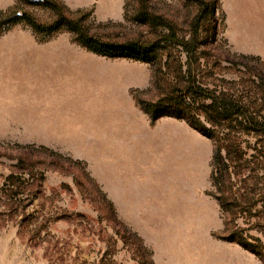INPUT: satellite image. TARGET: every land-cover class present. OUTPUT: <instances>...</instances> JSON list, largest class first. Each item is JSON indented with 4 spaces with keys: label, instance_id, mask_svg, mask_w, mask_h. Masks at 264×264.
Instances as JSON below:
<instances>
[{
    "label": "crops",
    "instance_id": "0c3cea01",
    "mask_svg": "<svg viewBox=\"0 0 264 264\" xmlns=\"http://www.w3.org/2000/svg\"><path fill=\"white\" fill-rule=\"evenodd\" d=\"M12 1L0 0V8ZM61 1L71 10L92 6L123 17L125 0ZM220 8L229 47L264 63V0H220ZM35 42L32 33L29 46L0 47V126L54 151L85 148L87 160L101 152L103 188L118 215L155 249V264H198L215 210L198 187L203 159L189 132L175 131L168 117L150 124L126 97L124 81L110 83L85 66L100 56Z\"/></svg>",
    "mask_w": 264,
    "mask_h": 264
},
{
    "label": "rangeland",
    "instance_id": "374dc122",
    "mask_svg": "<svg viewBox=\"0 0 264 264\" xmlns=\"http://www.w3.org/2000/svg\"><path fill=\"white\" fill-rule=\"evenodd\" d=\"M30 1L14 7L13 0L0 10L27 12L39 21H48L50 11L34 4L35 0ZM151 1L156 13L166 16L177 25L178 35H187L188 23L195 11L193 5L185 6L183 0ZM116 6L113 9L116 10ZM81 9H92L90 22L93 30L113 41H142L156 38L165 32L161 28L148 31L145 27L116 15L108 18L100 14L101 9L95 11L92 6ZM215 17V47H202L201 51L208 49L220 58H209L211 60L208 66V62L203 59L201 75L208 83L222 86L226 84L222 79L238 80L240 72L237 71L241 68L237 64L239 59L233 55L241 53L233 51L224 37V13L220 7L216 9ZM98 23L108 25L97 27ZM1 27L7 28L8 23L1 22ZM31 36L30 27L22 23L15 24L0 35V47L29 46ZM35 43L40 47L81 48L70 40V35L66 32L58 33L48 42ZM170 51L178 54L174 47ZM180 55L184 57L183 53ZM250 64L260 66L255 61H250ZM85 66L94 71V76L101 75L110 83L115 79L124 81L126 97H132L131 91L150 89L141 96L145 99L155 98V91L150 87L152 72L148 63L125 56H100L93 61H86ZM249 82L245 84L252 93L256 88L250 87ZM240 87L241 85H235L236 89ZM261 94L264 97V93ZM168 118L173 119L171 121L175 131L183 128L184 136L189 132L190 144L199 147L197 154L200 150L203 166L198 187L205 195L206 207L215 210L211 221V228L215 229H207L201 237L203 247L198 249L196 255L198 264H262L259 257L238 243L219 238L223 228L220 209L215 199L208 194L212 190L208 175L211 140L185 121ZM179 131L178 135L181 133ZM7 132L5 127L0 126V264H147L143 249L151 253V260L155 264V249L148 246L133 230L132 225L118 215L116 205L103 188L101 152H98L96 160L95 157L87 160L88 152L85 148L55 151L63 156L58 158L45 150H53L51 147L30 142L28 137L9 135ZM248 140L251 144V138L246 139ZM236 223L244 229L246 235L258 237L264 245V208L252 219L237 217ZM255 223L263 226L262 233L256 230Z\"/></svg>",
    "mask_w": 264,
    "mask_h": 264
},
{
    "label": "trees",
    "instance_id": "16d2710c",
    "mask_svg": "<svg viewBox=\"0 0 264 264\" xmlns=\"http://www.w3.org/2000/svg\"><path fill=\"white\" fill-rule=\"evenodd\" d=\"M29 2L15 0L14 7ZM34 4L50 11L48 21H39L27 12L0 10V35L10 26L22 23L30 27L37 42L48 41L58 33L66 32L72 42L95 55L106 58L125 56L150 65V87L155 91V98H143L141 94L150 90L145 89L131 91L133 100L147 115L150 124L161 117H172L185 121L211 140L209 181L212 190L208 194L220 209L223 228L219 238L238 243L264 264V245L258 237L246 235L236 223L237 217L249 220L264 208V97L261 94L264 93V63L257 56L233 55L239 59V78L222 79L227 84L222 86L208 83L201 75L203 59L208 66L209 58H220L208 49L201 51L202 47H215V11L220 7V0H183V5L195 7L187 35H178L177 25L156 13L151 0H125V21L143 26L148 31L161 28L165 32L156 38L120 42L93 30L90 22L92 9L71 10L61 0H35ZM1 22L8 23V27L2 28ZM106 25L108 23L96 26ZM173 47L178 54L170 51ZM250 61L260 66L251 65ZM245 82L256 91L254 89L251 93ZM236 84L241 87L236 89ZM248 138H251V144L246 141ZM45 150L58 158L63 157L53 150ZM107 202L112 206L109 200ZM258 223H255L256 230L262 233L263 226ZM134 236L140 241L137 235ZM143 250L147 264H153L151 253Z\"/></svg>",
    "mask_w": 264,
    "mask_h": 264
}]
</instances>
